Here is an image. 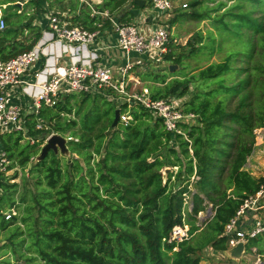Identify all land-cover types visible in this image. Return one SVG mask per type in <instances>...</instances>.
<instances>
[{
  "label": "trees",
  "instance_id": "obj_1",
  "mask_svg": "<svg viewBox=\"0 0 264 264\" xmlns=\"http://www.w3.org/2000/svg\"><path fill=\"white\" fill-rule=\"evenodd\" d=\"M5 1L0 0V4ZM20 1L39 5V0L8 2ZM236 2L226 14L234 20L231 26L223 18L216 21L228 31H241L239 37L248 35L252 53L247 55L243 49L231 52L225 60L199 69L191 80L175 81L166 91L154 94L155 98L177 92L184 96L191 82H201L185 103V111L197 116L195 123L186 126L188 140L173 136L160 120L140 107L132 110L129 125L111 130L115 111L103 109L99 101L112 102L102 96H95L93 109L89 108L79 121L67 117L74 109L80 115L92 95L84 94V99L74 105L76 96L68 94L56 106L42 107L39 119L55 132L78 139L69 147L84 164L73 159L63 168V157L53 152L32 163L29 172L36 187L33 204H26L22 216L11 220L5 219V213L16 208L12 191L17 184L0 182V229L10 236L7 247L21 259L16 263L5 259L0 264H201L208 248L228 250L226 225L244 201L264 186V177L257 178L246 170L254 150V130L264 125V0ZM242 2L250 8L243 10ZM128 3L130 8L139 9L132 0H105L103 8L114 13ZM201 3L194 0L188 7ZM24 5L22 9L17 4L15 7L23 12ZM224 5L221 2L218 8ZM193 16L204 20L207 13ZM12 17L4 13L8 27L0 31L2 60L32 50L42 38L40 25L29 22L18 27L10 24ZM127 17L131 21L134 14L124 8L119 21L123 23ZM95 18L81 12L72 21L94 30ZM219 48L211 46V55ZM174 54L171 51L164 59L181 63V56ZM230 78L234 80L229 82ZM152 79L166 83L159 75ZM27 119L30 135L42 138L35 130V116L28 115ZM24 139L16 132L1 136V145L14 167L23 172L31 165V158L40 154L43 144L42 140L31 145ZM166 168L172 170L164 179ZM185 194L192 198L191 210L186 209L189 201L185 203ZM21 200L26 201L23 196ZM209 206L215 215L200 227L198 216ZM36 208L39 216L33 218ZM184 223L190 227V238L169 242L173 229ZM25 233L27 238L18 241ZM27 240L30 244L25 247Z\"/></svg>",
  "mask_w": 264,
  "mask_h": 264
},
{
  "label": "built area",
  "instance_id": "obj_2",
  "mask_svg": "<svg viewBox=\"0 0 264 264\" xmlns=\"http://www.w3.org/2000/svg\"><path fill=\"white\" fill-rule=\"evenodd\" d=\"M144 1L159 14L173 12L175 9L173 0ZM81 2L91 10L93 17L106 18L117 36L118 47L128 56L139 54L161 61L171 52L168 24H156L152 30L146 31L142 23L119 22L108 11H100L93 1L81 0ZM182 8H188V4H183ZM46 20L47 25L42 30V38L32 50L9 60L0 59V182H15L18 176L14 172L22 170L14 167L13 161L1 145V136L12 132L21 133L24 140L31 145L43 140L40 146L43 148L53 135L59 133L55 132L47 122L39 119V112L43 106H56L61 97L68 94L81 93L106 98L120 109L119 123L124 126L129 125L132 120V110L140 107L156 120H160L166 131L173 136H182L188 140L186 129L195 123L197 116L185 111V104L180 98L176 96L155 98L151 89L134 76L135 67L130 60L119 71L98 63L97 50H89V47L102 36L105 28L104 21L96 22L95 29L89 30L73 26L66 14L50 13ZM7 27L6 20L0 18V31L6 30ZM52 46L57 48L55 56L57 61L63 58L64 53L70 54L68 63L58 66L57 61L54 63L47 61L33 74V77L27 79L26 75L31 74L33 68L41 61L42 55L50 57L46 50ZM25 99L29 100V105ZM28 115L35 116L37 121L35 130L41 132L42 138L30 135ZM62 136L67 140L78 141L69 135ZM254 136V150L246 165V170L251 174L252 172L247 168L251 158L264 150V125L254 130ZM38 156L31 158V165L25 171L36 162ZM195 179L196 177L193 176L192 181ZM184 196L185 203L188 204L187 194ZM262 210H264V186L256 195L244 201L235 217L226 225L224 235L228 237V250L236 247L240 242L248 244L249 241L264 235V216L262 215L255 218L249 226L241 227L242 220H245L249 213ZM17 215L16 208H12L5 213V219L11 220ZM189 238L190 227L184 223L183 226L173 229L169 242L180 243ZM263 259L264 256L258 254L255 264H263Z\"/></svg>",
  "mask_w": 264,
  "mask_h": 264
},
{
  "label": "rangeland",
  "instance_id": "obj_3",
  "mask_svg": "<svg viewBox=\"0 0 264 264\" xmlns=\"http://www.w3.org/2000/svg\"><path fill=\"white\" fill-rule=\"evenodd\" d=\"M9 0H6L5 2L0 4V10L4 12L5 14L13 15L12 19H10V24H15L18 27H21L24 25V22H34L33 19H35V10L28 9V2L24 1V7L25 11L22 12V10L19 9V7H15L17 4H21V2L12 3L8 2ZM53 2V8H55V12L57 13H63L64 11L72 12H83V15H90L91 11L89 8L81 2V0H51ZM67 1V2H66ZM174 5L177 8V10L174 13V16L176 15V20L173 22L174 26V37L179 39L180 37H187L182 40L181 43L186 42L187 38L191 41L194 39L195 43L192 45H187L186 43L189 42V40L184 44L180 45H173L172 49L174 54V57L181 56L183 59L181 63L176 64L173 63V61H165L163 60L161 63H155L150 61V59L145 60L146 63L143 65L142 69L139 73H136L138 77H140V81L151 89L152 93H157L158 91H166V89L170 86V84H175L173 82L175 81H187L191 80V77L196 74L199 69L205 68L211 63L214 62H220L225 60L231 52H234L236 50H244L243 52L247 55H250L252 53V42L249 40L248 35H243V37H239L241 31H238L237 29H233L232 31L226 30L225 27H223V24H219L216 19L223 18L226 23L231 24L234 22L233 18L226 15L228 10L232 8L233 5H235L236 0H201V5L198 6H190L188 8H182L183 4H189L193 2L194 0H173ZM94 2V1H93ZM223 2L225 5L222 8H218L219 3ZM95 3V2H94ZM243 10H247L250 8L248 4L245 2H242ZM20 6V5H18ZM33 7V5H30L29 7ZM36 8V7H35ZM34 8V9H35ZM100 11L103 12V4L97 7ZM28 9V10H27ZM209 10V11H208ZM142 12L143 15H155L158 14L152 6L148 5L145 8H140L139 12ZM205 14L207 13V16L204 20L194 18L193 14L195 13ZM256 14V13H255ZM254 14V15H255ZM161 16V24L166 25L169 22V19L165 17L163 13L159 14ZM169 15V14H168ZM257 15V14H256ZM103 18V17H100ZM101 20V19H100ZM167 21V22H166ZM73 26L78 25L76 23H73ZM169 25V24H168ZM184 33V34H183ZM245 34V33H244ZM203 46V47H202ZM215 46L217 48L220 46L219 51L215 55H211L210 47ZM195 47V50H193ZM175 65L176 69L174 72H170L169 67ZM161 76L165 78L166 83H158L154 82L152 77L153 76ZM229 82L233 81L234 78H230ZM201 82L193 81L189 85V91L184 96H180L179 92L172 94L170 96H176L181 99L183 104L190 101V99L193 96V92L200 87ZM76 96L75 100H72V104L75 105V101L78 100V102H81L84 99V94L81 93H73ZM90 103L85 105L83 107L82 113L80 115L76 114V109L73 110V113L69 115L67 118L74 119L79 121L80 118L83 116V114L87 113L89 108H92V104H94V101L96 99L95 96H92ZM169 97V96H168ZM165 97V98H168ZM101 106H103L104 110L112 109L113 112L117 109L114 103H104V99L100 102H98ZM236 102L232 101V105H235ZM86 110V111H85ZM85 111V112H84ZM120 125V124H119ZM120 126H118L119 128ZM79 128V126H78ZM69 135V134H66ZM70 150V149H69ZM71 152V151H70ZM62 158V156H60ZM64 158V159H63ZM61 159L62 161V167L65 168L66 164H72L73 159H79V161L83 163V160L80 159L77 154H73L71 152L70 156L63 157ZM36 163V162H35ZM251 167L249 170L252 172V174L258 178L264 177V150L258 152L251 158L250 160ZM176 171V169H173ZM30 168L23 172L22 170L15 171L14 174L18 176L17 179H15V182L11 184H17V187L12 191V199L15 201L16 204V210L18 212V217L22 216L25 205H32V194L36 191L35 190V180L33 176L30 174ZM191 190L195 192V189L191 187ZM24 197L26 201L22 202L21 197ZM191 197L188 196L189 205H187L186 209L190 210L191 205ZM22 202V203H21ZM210 207V206H209ZM208 207V208H209ZM207 211V210H206ZM206 211L202 214H199L198 218L200 216L204 217L206 214ZM264 213V210H263ZM39 216V210L38 208L33 210V218H37ZM203 222L198 221L197 225H201ZM21 230H25V226L22 223H18ZM14 229V228H13ZM12 229V230H13ZM9 234L7 232L1 231L0 229V239L2 242L0 243V261L5 259L12 260L13 263H16L17 261H20L21 259L18 256H15L11 248L7 247V241L9 242ZM23 238H27V234L25 233L22 236H19L17 238L18 241L22 240ZM30 244V241L27 240L25 247ZM5 245L6 247H3ZM23 247V250L25 249ZM253 247H256L258 250L253 249ZM260 252H264V235L260 236L256 240L252 242L249 246L247 245V251L246 254L243 256V258L239 262H235L234 260H230L227 255H225L224 252H216L214 255L211 254V252L205 251L203 254V262L202 264H255L257 259V254ZM261 255V254H260ZM264 256V254H262ZM264 263V259L262 260Z\"/></svg>",
  "mask_w": 264,
  "mask_h": 264
},
{
  "label": "crops",
  "instance_id": "obj_4",
  "mask_svg": "<svg viewBox=\"0 0 264 264\" xmlns=\"http://www.w3.org/2000/svg\"><path fill=\"white\" fill-rule=\"evenodd\" d=\"M89 1H94L98 6H100V4L102 5L105 0H89ZM53 2L54 1H51V0H39V5L33 6V7L32 6L31 7L28 6V9L35 10V19H33V21H34L33 24L34 25H40L42 27V30H44L46 25H47V20H46L47 16L50 13H57V12H55V8H53V6H52ZM129 4L130 3L126 4L124 8H127L129 6ZM23 5H24V2L22 3V6H19L20 9L23 8ZM123 9H122V11L118 10V11H115L114 13H110V14L115 19L119 20V16L123 12ZM139 9H133V8H130V7H129L128 10L126 9L127 11L132 12L134 14V18H133V20L128 21L127 19L129 17H127L126 21L123 22V23H131V22L142 23L146 27L145 28L146 31L152 30L156 26V24L157 25L161 24L160 23L161 22V20H160L161 16L159 15V13L155 14V15H152V16L143 15V13L141 11L139 12ZM176 10H177V8L175 7L173 12H175ZM173 12H169V13L164 14L165 17H167L169 19L168 24L170 26V37H171V45H170V47H171V51L172 52L174 50V49H172L173 45H180V44L184 45L189 40V38H187L186 42L181 43L182 40L184 38H186L188 35L186 37H180L179 39L174 37V26L172 24L177 18H176V15L174 16ZM60 14H62V15L66 14L68 16L69 22L72 23V25H74L73 23H75V22L72 21L73 18L76 15L81 14V12L74 11V12H72V15H71L70 11H68V12L64 11L63 13H60ZM90 16H92V15L90 14ZM100 17H103V16H98L97 17L98 19H96L95 17H93V18H95V21L98 22V23L102 22V21H104V23L107 22L106 18H104V17L100 18ZM0 18H4V12H2L1 10H0ZM26 22L27 21H25L24 24ZM56 50H57L56 46L48 47L46 51L49 53L50 57L42 55L41 61L33 68L31 74L26 75V78L30 79L31 77H33V74L36 71H38L39 69H41L45 65V63H47V61H50L52 63L56 62L57 61L55 59L56 58L55 57L56 56ZM89 50H94V51L97 50L98 55H99L98 63L101 66L110 67V68H112V69H114L116 71H119L122 68H124V66L128 63V60H130V62L134 64L135 69L133 71V74H134V76L136 77L137 80H140V77H138L136 75V73L140 72V70L142 69L143 65L146 63L145 60L150 59V61L155 62L157 64L161 63L164 60L163 59L161 61H157L155 58H151V57L143 56V55H139V54H132L131 56H128L123 50H121L118 47L117 36L112 31V28L109 25V23L105 25V28L103 29V32H102V36L97 39V41L95 42V44L93 46L89 47ZM69 59H70V54L69 53H64L63 54V58H59V60L57 61V65L58 66H64V65H66L68 63ZM153 94H155V93H153ZM16 102L18 103V101H16ZM25 102L28 105L30 104L29 100L25 99ZM250 167H251V163L247 166V168L249 169ZM190 206H192V203H191ZM190 210H191V207H190ZM202 213L203 212H201L200 214H202ZM260 215L264 216L263 210L260 211V212H257V213H254V212L249 213L246 216L245 220H242L241 227L249 226L254 221V219L257 218ZM253 249L258 250L256 247H253ZM206 251L207 252H211L212 255H214L216 253V251L211 249V248H208ZM202 262H201V264H202Z\"/></svg>",
  "mask_w": 264,
  "mask_h": 264
},
{
  "label": "water",
  "instance_id": "obj_5",
  "mask_svg": "<svg viewBox=\"0 0 264 264\" xmlns=\"http://www.w3.org/2000/svg\"><path fill=\"white\" fill-rule=\"evenodd\" d=\"M133 3L138 6L139 8H145L147 6L146 1L144 0H132ZM21 6V4H18ZM129 9V6L126 8ZM176 69L175 65H172L169 67L170 72H174ZM120 115L121 111L120 109L115 110V116L114 121L111 126V130H115L119 126L120 122ZM72 142V139H66L64 136L60 134L53 135L48 142L45 144V146L42 148L39 156L37 157L36 162L43 161L50 152H53L56 156L60 157H66L70 156V147L69 144ZM172 170V168H166L163 171L164 179H167L168 173ZM192 208V207H191ZM215 213L212 209V207H209L207 209V212L204 217L200 216L199 219L203 222L200 227H203L205 222L207 220H212ZM247 251V244L245 242H240L236 247L224 251L225 255L228 256L230 260H234L235 262H239L243 256L246 254Z\"/></svg>",
  "mask_w": 264,
  "mask_h": 264
}]
</instances>
